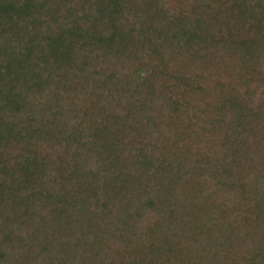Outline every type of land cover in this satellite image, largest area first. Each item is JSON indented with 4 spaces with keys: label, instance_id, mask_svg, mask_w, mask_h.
I'll list each match as a JSON object with an SVG mask.
<instances>
[{
    "label": "trees",
    "instance_id": "trees-1",
    "mask_svg": "<svg viewBox=\"0 0 264 264\" xmlns=\"http://www.w3.org/2000/svg\"><path fill=\"white\" fill-rule=\"evenodd\" d=\"M0 264H264V0H0Z\"/></svg>",
    "mask_w": 264,
    "mask_h": 264
}]
</instances>
